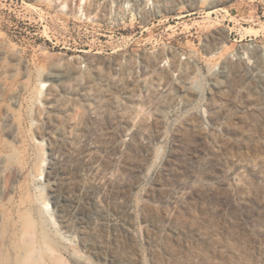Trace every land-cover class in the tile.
<instances>
[{
	"label": "rangeland",
	"instance_id": "374dc122",
	"mask_svg": "<svg viewBox=\"0 0 264 264\" xmlns=\"http://www.w3.org/2000/svg\"><path fill=\"white\" fill-rule=\"evenodd\" d=\"M0 264H264V0H0Z\"/></svg>",
	"mask_w": 264,
	"mask_h": 264
},
{
	"label": "bare ground",
	"instance_id": "6f19581e",
	"mask_svg": "<svg viewBox=\"0 0 264 264\" xmlns=\"http://www.w3.org/2000/svg\"><path fill=\"white\" fill-rule=\"evenodd\" d=\"M17 137V136H16ZM39 143H42V141L39 139ZM41 175H43V174H41ZM41 178V177H40Z\"/></svg>",
	"mask_w": 264,
	"mask_h": 264
}]
</instances>
